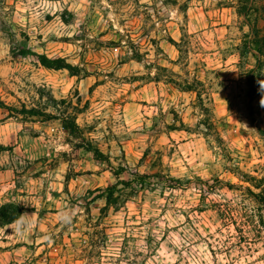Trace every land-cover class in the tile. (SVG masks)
<instances>
[{
    "label": "rangeland",
    "instance_id": "1",
    "mask_svg": "<svg viewBox=\"0 0 264 264\" xmlns=\"http://www.w3.org/2000/svg\"><path fill=\"white\" fill-rule=\"evenodd\" d=\"M261 85L264 0H0V264H264Z\"/></svg>",
    "mask_w": 264,
    "mask_h": 264
},
{
    "label": "trees",
    "instance_id": "2",
    "mask_svg": "<svg viewBox=\"0 0 264 264\" xmlns=\"http://www.w3.org/2000/svg\"><path fill=\"white\" fill-rule=\"evenodd\" d=\"M174 43V41H172ZM177 45V43H174ZM16 56H22V57H27V56H33L35 57L39 63L47 68V69H52V70H61V69H67L70 72H73L76 67L71 65L70 63H67L65 59L63 58H55L52 59L48 57L46 54H39L29 48H23L19 52L14 53ZM182 91H194V85H184L181 89ZM256 89L255 87H252V95L255 94ZM199 95V91H198ZM2 104V103H1ZM8 111H10L12 114H22L27 117H40L41 119L45 121H49L52 119H57L55 115H52L51 113L47 112H42L38 111L36 109H26L23 108L21 110L13 108V107H6ZM64 124L67 126V129L69 130L70 134H76L77 132L80 131V127L76 122V117L75 116H64V119H62ZM84 143H81L79 145L80 148H84L87 151L93 153L94 157L99 160V161H104L109 163V158L97 147H94L92 144V141L89 139L83 138ZM1 150H7L6 147L0 146ZM123 167L117 169L114 173L115 176H119L121 172L123 171ZM133 179L130 181H123L122 183L126 185V187H131L133 184H137L140 187L144 188L145 186L149 185L151 182L149 181L150 175L146 173H133ZM169 186L176 187V184H181V181L179 179H175L173 177H167L166 181ZM117 184L108 186L105 188L103 191H101V195L97 196L96 198H105L108 204H111L113 200V196L115 192L117 191ZM262 185H256L257 189H260ZM250 194H252L253 197H255V201L260 207L259 213H260V221L258 223V234L260 238H264V236L260 235L261 232H263L264 229V188L261 189L259 193H253L250 191V189H247ZM25 212V207L20 205L19 203L15 202H8L4 203L0 207V227L9 225L11 223L16 222L19 220L22 216V214ZM264 247V245H263Z\"/></svg>",
    "mask_w": 264,
    "mask_h": 264
},
{
    "label": "clouds",
    "instance_id": "3",
    "mask_svg": "<svg viewBox=\"0 0 264 264\" xmlns=\"http://www.w3.org/2000/svg\"><path fill=\"white\" fill-rule=\"evenodd\" d=\"M262 88H264V85H261ZM261 103V106L264 107V101L260 102Z\"/></svg>",
    "mask_w": 264,
    "mask_h": 264
}]
</instances>
